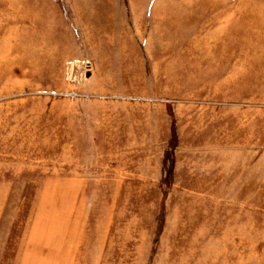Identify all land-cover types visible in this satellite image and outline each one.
<instances>
[{"label": "rangeland", "instance_id": "1", "mask_svg": "<svg viewBox=\"0 0 264 264\" xmlns=\"http://www.w3.org/2000/svg\"><path fill=\"white\" fill-rule=\"evenodd\" d=\"M0 264H264V0H0Z\"/></svg>", "mask_w": 264, "mask_h": 264}]
</instances>
